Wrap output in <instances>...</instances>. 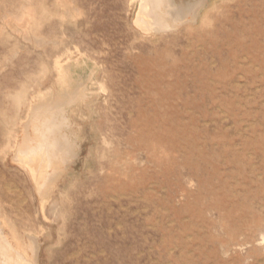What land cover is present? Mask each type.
Listing matches in <instances>:
<instances>
[{
	"label": "rangeland",
	"instance_id": "obj_1",
	"mask_svg": "<svg viewBox=\"0 0 264 264\" xmlns=\"http://www.w3.org/2000/svg\"><path fill=\"white\" fill-rule=\"evenodd\" d=\"M173 2L194 19L146 31L138 0H0V207L38 241L25 264H264V0ZM57 62L88 92L45 96L70 140L42 216L13 158Z\"/></svg>",
	"mask_w": 264,
	"mask_h": 264
},
{
	"label": "bare ground",
	"instance_id": "obj_2",
	"mask_svg": "<svg viewBox=\"0 0 264 264\" xmlns=\"http://www.w3.org/2000/svg\"><path fill=\"white\" fill-rule=\"evenodd\" d=\"M173 1L174 0H138L139 8L137 9L138 11L134 19V24L146 31L152 28L161 30L168 26L170 27V25L172 26L174 22L175 25L173 26H176V22L184 20L186 14H192L190 18L194 17L192 13L193 6L188 4L183 5L180 2L175 3ZM200 3L202 4V2ZM55 66L58 82L62 86L60 87L61 91H58L56 94L52 91L39 94L36 101L29 104L27 111L29 112L28 118L26 117V122L21 123L20 126L23 134L21 137L22 139L20 142H16L13 158L29 173L34 182L35 191L42 195L40 203L42 216H45L46 203L44 198L49 196H45V193L48 194L47 191L55 187V179L59 175V170H61V166L59 165L64 162L70 140L68 121L65 116L66 108L60 109L53 106V98H46L45 96L46 94L52 95V97H54L53 101H64L68 99L70 103L75 98H84L86 96L85 92H88L85 91V89L79 90V87L75 84L76 82L74 83L75 78L72 74L75 67L74 65L68 63L66 65H61L57 62ZM88 77L87 79H89ZM90 81L92 82V80ZM74 85V90L69 91ZM25 158L26 160H24ZM3 219L4 215L0 207V264H25L28 249H30L31 245H33L34 249L33 255H37L38 241L32 235V237L26 235L28 241H22V236L20 235L18 238L20 242H14L5 231Z\"/></svg>",
	"mask_w": 264,
	"mask_h": 264
}]
</instances>
